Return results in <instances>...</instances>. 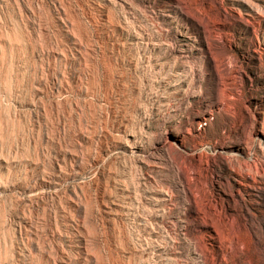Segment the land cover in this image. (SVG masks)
Listing matches in <instances>:
<instances>
[{"label":"rangeland","instance_id":"rangeland-1","mask_svg":"<svg viewBox=\"0 0 264 264\" xmlns=\"http://www.w3.org/2000/svg\"><path fill=\"white\" fill-rule=\"evenodd\" d=\"M190 199L264 264V0H0V264H191Z\"/></svg>","mask_w":264,"mask_h":264},{"label":"bare ground","instance_id":"bare-ground-1","mask_svg":"<svg viewBox=\"0 0 264 264\" xmlns=\"http://www.w3.org/2000/svg\"><path fill=\"white\" fill-rule=\"evenodd\" d=\"M141 33V32H140ZM139 33V34H140ZM144 35V34H143ZM136 37V39H135V43L136 44H138L139 42L137 41L141 36L140 35H135ZM132 42H134V40L132 41ZM148 43V42H147ZM205 50H206V52H209L210 53V47H209V44H207V46H206V48H205ZM211 63H212V58H211ZM182 82V81H181ZM176 83H177V81H176ZM167 84V83H166ZM176 85V84H175ZM174 85V86H175ZM184 85L182 84V85H180L179 86V88L178 89H176L175 91H173L172 93H174V94H182L183 92H185L184 90V87H183ZM217 105L219 106V108L223 105V102H219V101H217ZM208 112L210 113V114H213V112H212V110H208ZM126 136H127V140L125 141V144L126 145H128L129 146V150L131 151V153H133V152H137V148H141L140 147V144H138L137 143V140L136 139H130L129 138V136H133L132 134H126ZM173 136L175 137V139L176 140H178L179 139V137H180V135H178V133H176V132H174V134H173ZM181 140V142H183L184 141V139H183V137L180 139ZM165 146H166V144H165ZM168 146H170V145H168ZM168 148H170V147H168ZM143 161H145V160H143ZM154 164V163H153ZM153 164H151V163H149V162H147V165L149 166V167H152L153 166ZM175 169H176V171H177V174L179 175V177H184L185 178V174H184V172H182V169L180 170V168L178 167V166H175L174 167ZM187 184V182H186V180H182V186L184 187V188H186V192L187 193H190L191 194V196H193L194 194L192 193V191H191V189L189 188V186L188 185H186ZM188 186V187H187ZM165 187V186H164ZM167 187V186H166ZM161 188L160 189V187H159V189H156V190H154V192L152 193V195L150 196V197H146V198H149V202H150V204L152 205V206H154V208H156V207H158V212L155 214L156 215V217H160V218H163V216L165 215V213H166V211H168L167 209H171V202H173V200H175V196H174V194H173V192L170 190V189H168V188ZM147 193V192H146ZM175 193V192H174ZM131 195V194H130ZM177 200V199H176ZM193 199H190L189 200V202H188V204H189V207H190V210H193L194 211V216H195V220L196 221H194V225H193V227L194 228H198V227H200V226H202V227H206V228H208L209 230H208V232L206 233V235H209V236H212L213 238H212V240H210V239H200V241L201 242H199L197 239V242L194 240V241H192V240H190L189 239V241H187L186 243H188V244H190L191 245V247H192V250H193V258L191 259V264H227L228 263V261H229V258L231 259V258H236V261L235 262H237V249H239L240 248V246L237 244V243H235L234 244V252H235V254L232 256V257H230L229 255V253L228 252H226L227 250H226V247H227V245H226V237L224 238V230H222V229H220V228H218L216 225H212V224H209V223H206L207 221H206V219H204V218H202L203 216L200 214V208H198V207H196L195 206V204L193 203V201H192ZM112 202V201H111ZM115 202V201H114ZM113 202V203H114ZM147 202V201H146ZM196 202V201H195ZM108 203H109V201H108ZM112 203V204H113ZM116 203V202H115ZM118 203V202H117ZM174 203V202H173ZM119 204V203H118ZM175 204V203H174ZM107 206H108V208L110 209V210H112V207H111V204H107ZM114 206V205H113ZM150 206V205H149ZM156 206V207H155ZM175 207V206H174ZM105 209H107V208H105ZM157 209V208H156ZM108 211V210H107ZM118 211V210H117ZM202 211V210H201ZM111 212H113V211H111ZM116 212V211H115ZM207 212V211H206ZM110 214V213H109ZM108 214V215H109ZM166 216V215H165ZM212 219V218H211ZM215 219V218H214ZM189 220V219H188ZM194 220V219H193ZM192 220V221H193ZM213 220V219H212ZM216 220V219H215ZM191 221V222H192ZM208 221H209V219H208ZM211 221V220H210ZM187 222V221H186ZM213 222V221H212ZM211 223V222H210ZM215 223V222H214ZM216 223H218L217 221H216ZM189 224V223H188ZM188 224L187 223H185V224H183V227H185L186 229L188 228ZM221 226V225H220ZM214 227H215V229H214ZM224 229V228H223ZM222 230V231H221ZM234 231V230H233ZM223 232V233H222ZM204 233V232H203ZM230 235H232V234H230ZM234 235V234H233ZM166 236V235H165ZM169 238V237H168ZM229 238H231L230 236L227 238V239H229ZM233 238V237H232ZM235 238V237H234ZM233 238V239H234ZM167 239V238H166ZM170 239V238H169ZM129 240V239H128ZM175 240V239H174ZM230 240V239H229ZM229 240H228V242H229ZM171 241V240H170ZM166 242V241H165ZM177 243V242H176ZM165 244V243H164ZM167 244V243H166ZM173 244V243H172ZM170 245V244H169ZM174 245V244H173ZM236 245V246H235ZM238 246V247H237ZM188 247V246H187ZM190 247V248H191ZM256 247V246H255ZM158 248H160V250L162 251V253L163 252H165L166 254H167V257L165 256V260L167 261H169V263L171 264V263H173V264H183V263H181L180 261H178V259H179V257H181V256H183V252H176V251H173V249H172V251H169L168 252V248H167V246H158ZM228 248V247H227ZM257 248V247H256ZM176 249V248H175ZM174 249V250H175ZM233 249V248H232ZM189 250V249H188ZM179 251H181V250H179ZM183 251V250H182ZM239 253V252H238ZM239 255V254H238ZM191 256V255H190ZM259 257V256H258ZM99 258H100V256H99ZM233 258V259H234ZM258 259V258H257ZM239 260V259H238ZM241 260V259H240ZM230 261H232V260H230ZM233 262V261H232ZM168 263V262H167ZM239 263V262H238ZM242 263V262H241ZM245 263V262H244ZM243 263V264H244ZM258 264H260V263H258Z\"/></svg>","mask_w":264,"mask_h":264}]
</instances>
